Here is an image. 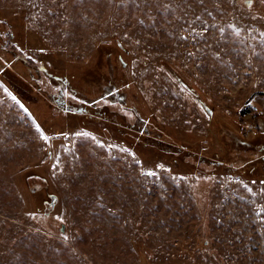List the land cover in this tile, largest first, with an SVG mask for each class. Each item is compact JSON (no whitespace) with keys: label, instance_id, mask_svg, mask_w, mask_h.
Returning a JSON list of instances; mask_svg holds the SVG:
<instances>
[{"label":"rangeland","instance_id":"obj_1","mask_svg":"<svg viewBox=\"0 0 264 264\" xmlns=\"http://www.w3.org/2000/svg\"><path fill=\"white\" fill-rule=\"evenodd\" d=\"M1 46L21 87L0 77V264H264V156L230 171L218 128L264 144L244 114L264 122V0H0ZM59 94L119 127L58 114ZM140 118L171 155L133 139Z\"/></svg>","mask_w":264,"mask_h":264},{"label":"trees","instance_id":"obj_2","mask_svg":"<svg viewBox=\"0 0 264 264\" xmlns=\"http://www.w3.org/2000/svg\"><path fill=\"white\" fill-rule=\"evenodd\" d=\"M0 48H1V50H2V48L4 49L3 52H6V54L9 56L8 58H10V59L14 58L15 51L6 50L4 48V46H1ZM14 60L18 61L23 66V68L27 72L29 79H34V78L37 79L38 78V72H36V71H38V68H34L33 66H30L27 63V61L23 60L22 58L17 57V59H14ZM0 64H1L0 77L8 84V87H11V89L14 92H16V94L19 96L17 89L21 86H19V84H20L19 77L17 75H15L14 73L13 74L11 73L12 68H14L13 64L11 63V61L6 60L5 57H3V56L0 57ZM108 76L110 78V75H108ZM63 80H65L64 84L70 85L68 80H66V79H63ZM112 86H113V84L111 83V81H109V83H107L106 86L104 87V90L108 93V92H110V88ZM63 98L64 97L61 94H59L58 97L51 96L50 98H48L49 100L52 99L50 102L54 106V108L57 109L58 114H64L67 116H71V117H73L72 119H75L76 117H83V118H85L89 121H92V122H94V120H96V119H100V120H104V121H109V120L111 121L112 120V123H113L112 126L116 127V128L119 127V125H117L115 123L117 121H115L116 119H113L114 117L105 115L106 111L103 109V107H99V108L94 107L95 106L94 100L86 99L87 97H85V98L81 97V99L84 100V103L77 105L75 103L68 102L66 99H63ZM23 101H25V100H23ZM27 106L30 109V105L27 104ZM251 110H247L244 112V114L252 113V118H253V121L255 122L254 130L252 131L255 134L252 135L251 138L253 139L256 136L262 137V136H264V122L263 121L261 122V120L257 122L255 115H254V112H252ZM60 123H61V120L57 119V125L58 126ZM218 123H219V121H218ZM38 124L41 126V128H43L44 134L46 136L51 137V132L48 131V128H50L49 125L48 124L43 125L39 121H38ZM145 124H147V122L145 120H143L142 118H140L138 123H134V126H131L132 128H135V130L137 129V131H139L143 135V138H141V139H139L137 137L134 138V136H133V139L143 143L144 146H152L155 148H159L158 150H160L162 153H164V155H171L170 152L163 151V147H167V149L169 151H173L171 149L175 148L173 146L174 144L172 142H170L168 139L162 137L161 135L153 134L154 132L152 130L150 131V127L149 126L146 127ZM241 125H244V124H242L241 121L236 123L238 130H235V129L233 130V129H230L229 127H224V126L219 125V124H218V128H220V130L222 131V133L226 137V141H225L226 147L231 148L230 151L232 153V156L230 157V159L228 161V162H230V164H229V167H227V168L230 170V168L233 167L234 171L239 169L240 173L242 175L247 173L248 175L247 174L246 175L249 176L255 170V168L257 166V162H260V160H261L260 158H262L264 156V144L263 145H260V143L254 144L253 142L244 138L242 135L243 134L242 132H244L246 130V125L244 126V130H243V126H241ZM127 127H129V126H127ZM247 132H249V134L251 133L249 130H247ZM236 136L240 137L241 139H240L239 143L237 144V146L235 147V146H232V143H231L232 141L230 140L229 137L232 138V137H236ZM246 140H248V141H246ZM251 144H253V145H251ZM197 155H199V154H197ZM212 156L217 157V158L221 157V155L218 154L217 152H215ZM246 169L248 171H246ZM31 196L34 198V200H35L34 203L36 204V207H37L38 200L36 198V194L32 193Z\"/></svg>","mask_w":264,"mask_h":264},{"label":"flooded vegetation","instance_id":"obj_3","mask_svg":"<svg viewBox=\"0 0 264 264\" xmlns=\"http://www.w3.org/2000/svg\"><path fill=\"white\" fill-rule=\"evenodd\" d=\"M210 114V112H209ZM26 183L28 185L29 190L38 195V198L40 199V208L41 212H43L45 217H50L54 209L51 208L49 198L45 194L44 188H45V180L35 173H30L28 176H26Z\"/></svg>","mask_w":264,"mask_h":264},{"label":"water","instance_id":"obj_4","mask_svg":"<svg viewBox=\"0 0 264 264\" xmlns=\"http://www.w3.org/2000/svg\"><path fill=\"white\" fill-rule=\"evenodd\" d=\"M44 191H45V194L47 195V197L49 198L51 208L54 209L55 205L58 202V197L54 193L49 191L48 186H46L44 188ZM47 225L51 230H53L55 233H57L59 235H65L66 234V225L63 222H59L58 224H54V223L50 222L49 220H47Z\"/></svg>","mask_w":264,"mask_h":264},{"label":"snow or ice","instance_id":"obj_5","mask_svg":"<svg viewBox=\"0 0 264 264\" xmlns=\"http://www.w3.org/2000/svg\"><path fill=\"white\" fill-rule=\"evenodd\" d=\"M151 174V173H150Z\"/></svg>","mask_w":264,"mask_h":264}]
</instances>
